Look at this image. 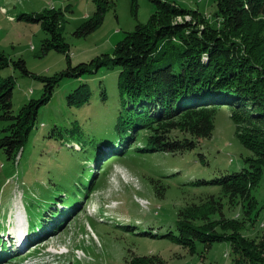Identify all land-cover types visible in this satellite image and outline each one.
I'll return each mask as SVG.
<instances>
[{
	"label": "rangeland",
	"instance_id": "rangeland-1",
	"mask_svg": "<svg viewBox=\"0 0 264 264\" xmlns=\"http://www.w3.org/2000/svg\"><path fill=\"white\" fill-rule=\"evenodd\" d=\"M164 1L199 11L212 26L218 27L221 23L215 18V0ZM137 3L139 8L135 16L132 0H118L96 32L77 38L76 30L95 11L92 0H0V51L13 61L23 59L34 75L53 76L65 70L68 61L58 52L43 51V42L50 34L41 22L32 19L34 15L70 11L65 12L62 27L70 46L71 63L77 66L100 55L112 54L127 33L149 22L155 6L149 0H137ZM190 21V16L176 20L179 24ZM246 34L251 39H263L264 16L249 24ZM119 73V70L100 69L93 76L63 80L52 100L39 111L37 124L21 158L10 161L0 150V231L9 230L15 245L25 247L26 223L22 218L26 207L35 211L37 206L46 213L45 229L51 231L36 249H27L37 242L34 241L20 253L6 254L4 258L12 257L13 262L19 255L18 261L11 264H153L151 260H157L153 259L155 257L161 264H234L227 242L214 243L209 249L198 244L191 252L167 239H154L152 233L165 234L180 211L198 207V212L191 213L193 221L182 218L197 231H216L228 237L233 233L257 241L264 231V177L255 185L247 186L254 212L249 215L245 214L246 208L241 210L246 204L243 199L220 193L219 188L212 191L211 187L192 184L202 178L190 174L202 167L200 164L193 167L192 163L186 170L183 161L191 157L190 153L144 155L137 149L143 146V140L136 139L127 143L126 155L121 161L119 158L123 154L119 155L120 143L117 142L115 147L102 149L105 153L104 156L100 154L99 162L86 164L90 150L100 146L98 139L84 149L80 143L75 150L66 148L67 141H74L72 133L79 125L90 133L97 131L98 135L108 129L107 124L111 127L112 116L121 104L117 90ZM0 76L12 77L16 83L12 99L14 114H18L29 100L40 99L44 92L40 80L11 66L0 71ZM82 84H89L92 89L91 104L70 107L68 95ZM102 89L108 93L105 102L100 99ZM234 114L237 116L238 112L229 107L219 109L213 118V137L201 141L197 152L206 155L207 168L216 165L241 168L245 157H252L251 162L257 164L256 154L262 152L258 136L264 134V122L256 121L251 115L247 118L241 115L242 123L235 124L231 118ZM3 127L0 116V131ZM56 127L64 133L63 137L53 131ZM51 133L57 136L51 138ZM111 133L114 135V131ZM237 136H243L247 143ZM134 143L139 147L130 148ZM90 184L93 185L89 187ZM211 195L215 197L213 200L208 199ZM69 200L68 205L65 204ZM60 221L64 224L59 230L56 225ZM231 227L234 230H229Z\"/></svg>",
	"mask_w": 264,
	"mask_h": 264
},
{
	"label": "trees",
	"instance_id": "trees-1",
	"mask_svg": "<svg viewBox=\"0 0 264 264\" xmlns=\"http://www.w3.org/2000/svg\"><path fill=\"white\" fill-rule=\"evenodd\" d=\"M117 1L92 0L95 11L76 30L75 36L84 38L96 32L102 26L108 10L115 9ZM149 1L155 6V12L147 24H139L133 32L127 33L112 54L100 55L77 66L71 63L70 46L66 43L62 27L65 12L70 11L34 15L32 19L41 22L50 34V38L43 42V51L65 55L68 65L65 70L50 77L34 75L23 59L13 61L0 51V71L11 66L44 85L40 99L29 100L18 114H14L12 99L16 83L12 77L0 76V116L4 122L0 131V150L10 161L16 162L21 158L37 124L39 111L52 100L63 80L93 76L100 69L119 70L117 90L121 104L112 116L111 127L107 124L108 129L98 135L97 131L90 133L79 125L72 133V142L83 140L82 143L77 142L83 149L98 139L99 148L87 151L89 154L85 159L91 163L99 162L100 154L104 156L102 149L115 147L119 142V155L123 154L119 158L121 161L125 158L127 143L131 144L136 139L143 140V146L137 148L139 145L134 143L130 148H137L144 155L170 153L179 156L190 153L191 157L183 161L186 170L192 163L193 167L197 164L202 167L190 174H198L202 178L192 184L211 187L212 191L219 188L220 193L243 199L246 204L242 205L241 210L243 212L246 208L245 214L251 215L254 212L247 186L255 185L257 180L264 177V134L258 136L262 152L256 154L257 164L251 162L252 157H245L241 168L227 165L207 168L206 155L197 150L201 141L213 137V118L223 106L238 112L237 116H231L235 124L237 121L242 123L241 115L244 118L251 115L256 121L264 122V57L259 56L264 55V38L251 39L246 34L247 26L264 16V0H215V18L221 21L218 27L210 25L199 11L183 9L164 0ZM132 2L136 16L139 4L137 0ZM186 16L191 17L190 22H176L177 18ZM100 99L107 101L106 89L101 90ZM67 100L70 107L90 105V85H80L68 95ZM53 131H57L59 137L64 136L58 127ZM65 131L68 135V131ZM111 131H114V135ZM135 131H138L137 135ZM53 135L51 133L50 137ZM238 139L247 143L243 136ZM214 198L211 195L208 199ZM199 210L198 207H191L185 212L180 211L181 214L165 234L153 232L151 237L167 239L175 245L189 248L191 252L196 250L198 244H204L209 249L214 243L227 242L234 256V264H264V231L257 241L233 233L228 237L216 231H197L182 218L193 221L191 213ZM27 212L32 226L45 222L46 213L40 207L37 206L35 211L32 207L27 208ZM62 223L64 221L59 225ZM153 259L157 260H151V263L161 264L158 257ZM146 261L149 263L150 259Z\"/></svg>",
	"mask_w": 264,
	"mask_h": 264
},
{
	"label": "bare ground",
	"instance_id": "bare-ground-1",
	"mask_svg": "<svg viewBox=\"0 0 264 264\" xmlns=\"http://www.w3.org/2000/svg\"><path fill=\"white\" fill-rule=\"evenodd\" d=\"M23 219V218H22ZM22 223V222H21Z\"/></svg>",
	"mask_w": 264,
	"mask_h": 264
}]
</instances>
